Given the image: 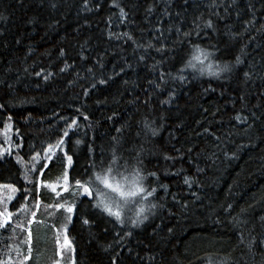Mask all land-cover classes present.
<instances>
[{"label":"trees","instance_id":"obj_1","mask_svg":"<svg viewBox=\"0 0 264 264\" xmlns=\"http://www.w3.org/2000/svg\"><path fill=\"white\" fill-rule=\"evenodd\" d=\"M56 2L59 7L53 10L48 0H44L43 7L40 0H0V14L7 17L5 21H0V33H3L0 35V103L6 105L0 110V151L9 146L12 151V155L7 156V162L0 166V184H11L18 189L15 194L8 188H0V210L7 207L15 213L20 210L21 203L27 204L23 211H19V220L25 226L33 201L31 196L27 201L21 197L24 195L23 187L32 188L33 185H25L24 166L16 163V155L22 156L25 164L31 165V156L36 152H41L43 156V150L49 144L54 145L62 136L66 121L75 118L79 127L70 131L65 138V148L70 150V154L75 153V170L69 169V177L79 178L86 163V145L92 143L96 155L100 154L101 149H107L112 137L117 136L115 129L130 120L136 111L135 106L130 104L133 96H143L139 88L129 87V91H125L122 87L124 79L136 80L137 73L126 71L108 86L92 89L94 81L83 71L85 62L80 60L81 52L90 57L88 66L94 64L98 56L103 57L107 74L112 72L114 65L123 63L122 57L134 60L129 45L124 46L125 51L117 46L121 42L107 38L105 20L113 11L108 7L110 0H97L102 6L101 10L92 12L82 10L81 0ZM151 2L147 0V3ZM206 3L208 0H192L187 15L191 17L205 11L201 5ZM249 3L256 6L254 15L247 10ZM238 4L239 8L231 12L228 27L222 28L223 32H230L235 38L221 35L213 37V40L218 39L230 54H241L240 49L243 48L244 54L241 55L246 66L253 62L259 66L264 63V6L261 0H238ZM146 6L145 0H138V7L133 9L132 14L140 27H150L140 23ZM163 7L161 0L160 10ZM219 11L224 10L221 8ZM236 11L240 12L239 18ZM156 15H159V10ZM29 18L36 22L26 24ZM155 18L152 17L153 20ZM250 19L255 23H247ZM115 30L124 32L128 29L121 26ZM18 38L20 45L15 43ZM61 48L64 49L62 57ZM64 63L72 67L60 73L59 68ZM37 71L53 72L54 75L45 83L35 75ZM77 72L80 76L76 75ZM138 72L141 77L145 75L143 69H138ZM5 80L13 84L11 92L4 86ZM140 83L144 81L141 79ZM85 89L89 90L88 95H84ZM17 95L26 102L19 103ZM241 96L244 97L243 101ZM157 99L154 98L153 103ZM77 109L80 111L77 112ZM217 109L220 111L217 112ZM241 109L242 115L250 117L249 123H253L254 128L248 134L239 132L231 136L232 142L227 143L229 156L232 151H238V158L227 159L221 149L215 148V137L206 134L204 129L208 128L209 132L221 137H225L230 129L236 132L232 127L235 123L232 116ZM214 112L216 115H213ZM84 115L89 119L84 120ZM9 116L12 117L11 121L8 120ZM109 116L113 118L109 120ZM7 125H10V130ZM262 137L264 79L259 75L247 83L235 76L227 82L203 76L178 87L177 100L170 109L169 119L155 138V143L150 145L153 155L147 157L148 168L158 171L160 182L168 185V193L163 189L158 190L157 195L162 198L158 203L163 206L157 209V216L151 218L145 228L136 230L132 246L143 253L146 251L144 244L150 245L151 252L163 254V264H208L207 258L228 261L229 264H264V245H257L251 253L247 250L250 232L257 238L264 234V224L260 223V218L264 217ZM77 139L82 141L78 146L75 145ZM17 143L21 145L20 148L16 147ZM237 144L244 147L238 149ZM189 147L192 148L191 153H187ZM175 149H181V152L177 153ZM213 150L217 153L215 157H212ZM163 153L177 159L164 161ZM181 155L183 159H180ZM60 156L56 152V156L47 161L44 174L41 176L34 172L32 178L38 177L47 183H62L64 169ZM43 163L45 161L41 159L35 167L40 169ZM197 165L204 171L197 174ZM178 170L179 175L165 174ZM185 175L198 180L199 186L194 185L189 189L183 183ZM57 190L61 191L59 198L50 189H41L44 195L36 219L43 223L34 222L31 225L33 242L30 259H23L24 255H28V245L21 243V239L27 240V234L20 229L14 231L11 227L6 231L0 230V258L6 259L10 255L13 264H52L54 259L61 257L64 264L74 261L75 264H109L112 253L103 251L100 244L110 242L112 232L102 234L97 227L93 230L96 233L93 237L76 212L69 223L68 213L48 207L67 198L69 203L75 202L77 209L81 210V201L87 200L86 197L71 196L69 192ZM192 192H196L198 198L192 196ZM12 193L13 202L8 200ZM173 194L189 207L180 209L173 201ZM83 210H87L86 206ZM237 217L245 220V223H234ZM16 219L14 216L13 220ZM53 225L61 229V246L64 238L62 229L67 225V236L71 243V252L63 249L59 257L56 252L63 247L57 248V233ZM157 225L159 227L153 235V227ZM169 228L172 229L171 233L168 232ZM242 232L245 238L243 244L240 243ZM17 248L22 255H17ZM121 264H127L124 256L121 257Z\"/></svg>","mask_w":264,"mask_h":264},{"label":"snow or ice","instance_id":"obj_2","mask_svg":"<svg viewBox=\"0 0 264 264\" xmlns=\"http://www.w3.org/2000/svg\"><path fill=\"white\" fill-rule=\"evenodd\" d=\"M160 2L161 0H152L151 3H147L145 0L147 6L140 23L150 25V27H140L132 14L133 9L138 7V0H110L108 3L109 9L113 11L105 20L107 38L109 41L121 42L117 46L125 51L127 49L124 46L129 45L134 60L122 57L123 63L114 65L112 72L107 74L103 57L98 56L95 63L88 66L87 62L90 57L85 56L83 52L80 54V60L85 62L83 71L94 81L91 85L92 89H96L98 86H108L117 77L126 74V71H131L137 73V79H124L122 87L125 91H129V87H131L139 88L143 92L142 97L140 95L133 96L130 104L135 106L136 111L130 120L115 129L117 136L112 137L107 149H101L100 154L96 155L93 144H87L86 163L83 170L79 178L73 176L70 179L69 169L75 170V153L70 154V150H66L65 138L69 136L70 131L79 127L78 121L73 118L66 121L63 134L56 143L54 145L49 144L43 150V156L41 152H36L31 156V165L25 164L22 156L16 155V163L24 166L23 179L25 185H33L32 188L23 187L24 195L21 199L27 201L31 196L33 206L27 220V226L19 220V211H23L27 204H22L20 210L15 213L9 211L7 207L0 210V230L6 231L11 227L14 231L20 229L22 233L27 234L26 241L21 239V243L28 245V255L23 256L25 261L30 259L32 252L31 225L34 222L43 223L36 219L44 195L41 189H50L59 198L61 196V191L57 190L59 188L62 192H69L71 196L78 195L86 197L87 200L81 201V210L77 209L75 202L69 203L67 198L63 202L58 200L48 207L68 213L69 223L72 221V214L76 212L82 225L93 237L96 235L93 230L97 227L102 234L112 232L111 241L100 244L103 251L112 253L109 257V264H121L122 256H124L127 264H163L162 253L151 252V246L148 244H144L143 247L146 251L142 253L134 248L131 242L136 235V230L145 228L151 218L157 216V209L163 206L158 203L162 199L157 195L158 190L163 189L165 193H168V185L160 182L158 171L148 168L147 157L153 155V148L150 145L155 143V138L169 119L170 109L176 103L177 88L192 83L203 76L223 82H227L234 76L240 78L244 83L252 80L256 75L264 79V63L257 66L253 62L246 66V61L241 55L244 54L243 48L240 49L241 54H230L228 48L222 47L218 39L213 40V37L221 35H227L230 39L235 38L234 34L223 32L222 28L228 27L231 12L239 8L238 0H227V2L225 0H208V3L201 5L205 11L197 12L191 17L187 15V10L192 6V0H163L164 7L162 10H160ZM43 4L44 0H40L41 7ZM261 4L264 6V0H261ZM48 5L53 10L59 7L56 0H48ZM81 6L84 12L100 11L102 7L97 0H81ZM255 7V4L249 3L248 12L254 15ZM221 8L224 10L223 12L219 11ZM158 10L159 15L157 16ZM239 15L240 12L236 11L237 18ZM153 16L156 17L155 20L152 19ZM6 19L7 17L0 14V21ZM35 22V19L29 18L26 24H34ZM247 23L254 24L255 21L250 19ZM121 26L128 30L124 32L115 30ZM49 27H53V25H49ZM15 43L20 45L21 40L18 38ZM30 54L31 51H29ZM63 55L64 49L61 48L60 56ZM70 67L72 66L64 63L59 68V72L64 73ZM138 69L144 70L145 75L143 77L139 75ZM24 71L27 72L28 69L25 68ZM35 75L47 83L54 73L37 71ZM76 75L80 76V73L77 72ZM141 79L144 81L143 84L140 83ZM4 86L10 92L14 88L13 84L8 83L7 80H5ZM88 91L85 89L84 95H88ZM129 94L131 95L130 92ZM154 98H158L156 103H153ZM16 99L21 104L26 102L18 95ZM240 99L243 101L244 97L241 96ZM5 107V104L0 103V110ZM79 111L77 109V112ZM219 111L220 109H217V112ZM242 112L243 109L233 114L232 121L235 123L232 127L236 129V132H232L230 129L225 137L209 132L208 128L204 129L206 134L215 137V148L221 149L227 159L238 158V151H232L231 156H229L230 150L227 148V143L232 142L231 136L239 132L248 134L254 128V124L249 123L250 117L242 115ZM81 115L83 114L81 113ZM213 115L216 113L214 112ZM112 118V116L108 117L109 120ZM11 119L12 117L9 116L8 120L11 121ZM83 119L88 120L89 117L84 115ZM176 126L180 127L179 124ZM6 127L10 130V125ZM81 143L80 139L75 141L77 146ZM16 147L20 148L21 145L17 143ZM243 147V144H237L238 149ZM175 151L180 153L181 149H175ZM56 152L61 154L60 159L64 169L61 177L62 183H47L38 177L33 179L31 174L34 172H38L41 176L44 174L43 169L48 167L47 161H51L56 156ZM191 152L192 148L189 147L187 153ZM10 155H12L11 146L0 151V166L7 162V156ZM215 156L217 153L213 150L212 157ZM162 158L164 161L177 159V157L167 153H163ZM41 159L45 163L40 165V169H37L35 165L40 163ZM180 159H183V155L180 156ZM213 163H215L214 160ZM203 171L197 165V174ZM165 174L179 175L180 170L175 173L165 172ZM183 183L189 189L193 188L194 185L199 186V181L188 175L184 176ZM0 188H8L13 193L18 191L11 184H0ZM192 196L197 197V193L192 192ZM12 199V196L8 197L9 201ZM173 201L182 210L189 207L187 203H181L175 194H173ZM85 206L87 210H83ZM228 207L231 208V205ZM14 216L17 217L15 221L13 220ZM234 223L243 224L245 220L237 217L234 218ZM260 223L264 224V217L260 218ZM158 227V225L153 227V235L156 234ZM53 228L57 233L56 245L60 249L62 247L59 238L61 229L56 228L55 225ZM62 230L64 232L63 247L71 248L67 236V225H64ZM254 230L252 231L254 232ZM171 231L172 229L169 228L168 232L171 233ZM249 237L247 243L249 253L253 252L257 245H264V234L257 238L250 232ZM244 239L242 232L241 244L244 243ZM15 251L18 256L22 255L19 248ZM125 252L127 253L126 256L124 255ZM56 256H61V251L58 250ZM198 259L203 258L198 257ZM207 259L208 264H229L228 261ZM0 264H13L11 256L9 255L6 259L0 258ZM52 264H61V260L54 259Z\"/></svg>","mask_w":264,"mask_h":264},{"label":"rangeland","instance_id":"obj_3","mask_svg":"<svg viewBox=\"0 0 264 264\" xmlns=\"http://www.w3.org/2000/svg\"><path fill=\"white\" fill-rule=\"evenodd\" d=\"M11 191V190H10ZM9 191V192H10ZM16 194V193H15ZM12 197H13V199H14V195H13V193H12ZM13 199L11 200V202H13ZM22 204H24V203H21V205ZM64 237V236H63ZM71 244V243H70ZM62 247H63V245H62ZM63 249H65L66 251H68V252H71V248H66V247H63V248H61V250H59V251H61L62 252V250ZM60 260H63V257H61V259ZM61 264H64L62 261H61ZM69 264H75V261L74 262H69Z\"/></svg>","mask_w":264,"mask_h":264}]
</instances>
